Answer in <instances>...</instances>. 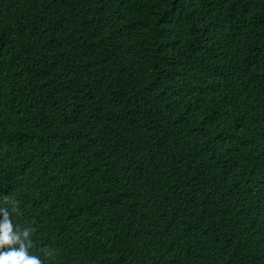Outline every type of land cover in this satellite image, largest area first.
Returning a JSON list of instances; mask_svg holds the SVG:
<instances>
[{
    "label": "trees",
    "instance_id": "1",
    "mask_svg": "<svg viewBox=\"0 0 264 264\" xmlns=\"http://www.w3.org/2000/svg\"><path fill=\"white\" fill-rule=\"evenodd\" d=\"M43 264H264V0H0V207Z\"/></svg>",
    "mask_w": 264,
    "mask_h": 264
},
{
    "label": "clouds",
    "instance_id": "2",
    "mask_svg": "<svg viewBox=\"0 0 264 264\" xmlns=\"http://www.w3.org/2000/svg\"><path fill=\"white\" fill-rule=\"evenodd\" d=\"M19 212L15 203L0 207V264H43L39 255L30 252L35 228L14 224L13 215Z\"/></svg>",
    "mask_w": 264,
    "mask_h": 264
}]
</instances>
